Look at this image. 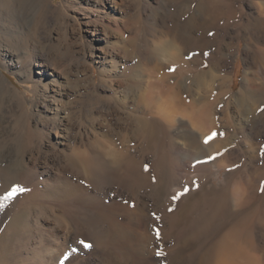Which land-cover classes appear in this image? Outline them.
<instances>
[{"label": "rangeland", "instance_id": "1", "mask_svg": "<svg viewBox=\"0 0 264 264\" xmlns=\"http://www.w3.org/2000/svg\"><path fill=\"white\" fill-rule=\"evenodd\" d=\"M11 2L0 0V74L14 97L0 99V264H200L231 228L264 264V0H15L13 15ZM162 43L178 48L161 54ZM135 78L158 93L150 103ZM246 78L256 102L241 115ZM178 81L207 128L188 126L196 156L169 186L163 168L181 158L167 135L184 121L170 127L145 107Z\"/></svg>", "mask_w": 264, "mask_h": 264}, {"label": "bare ground", "instance_id": "2", "mask_svg": "<svg viewBox=\"0 0 264 264\" xmlns=\"http://www.w3.org/2000/svg\"><path fill=\"white\" fill-rule=\"evenodd\" d=\"M256 1V0H255ZM27 3V2H26ZM264 3V2H263ZM4 4V3H3ZM11 6H9V7H11V9L10 10H8V11H10V13H12V15L16 12V6H15V0H12V2H11ZM23 4H25V2L23 3ZM259 4V3H258ZM261 4V3H260ZM264 5V4H263ZM28 6V5H27ZM26 6V7H27ZM26 7L24 6V9H26ZM30 7V6H29ZM259 7V6H258ZM18 8V7H17ZM29 9V8H28ZM261 9H264V8H261ZM18 10V9H17ZM15 11V12H14ZM20 11V10H19ZM47 11H48V6L46 5V4H44L43 2L40 4V7H39V14H44V16H45V14H47ZM260 13V12H259ZM19 15V14H18ZM29 16V15H28ZM32 16V15H31ZM40 17H41V15H39ZM138 16V15H137ZM136 16V17H137ZM135 17V18H136ZM260 18V17H259ZM30 19H31V17H30ZM33 19V18H32ZM134 20V19H133ZM138 20V19H137ZM136 20V21H137ZM1 22V21H0ZM32 23V22H31ZM124 24V23H123ZM46 28V27H45ZM119 28V27H118ZM117 29V28H116ZM30 31V30H29ZM118 31V30H117ZM126 31V30H125ZM37 32V31H36ZM97 32V31H96ZM115 32V31H114ZM97 34V33H96ZM25 35V34H24ZM38 36V35H37ZM46 37V36H45ZM44 38V37H43ZM47 40V39H46ZM48 41H49V39H48ZM128 42V41H127ZM165 43H167V42H165ZM252 43V42H251ZM163 44L164 43H162V46H157L158 47V53H166V55H167V53L169 54V52H171L172 50L173 51H175L174 49H171V51H169L170 49L168 48V47H170L171 48V45H173L172 43H171V45L169 44L168 45V47H166L167 46V44H166V46H163ZM54 45V44H53ZM165 45V44H164ZM176 45H174V47H175ZM178 46V45H177ZM257 46H258V44H257ZM53 47V46H52ZM174 47H172V48H174ZM248 47V46H247ZM258 47H261L260 46V44H259V46ZM55 48V47H54ZM166 48H168L169 50L167 51V49ZM182 49V48H181ZM254 49H256V48H254ZM50 50V49H49ZM58 50V49H57ZM156 50H157V48H156ZM29 51V50H28ZM48 51V50H47ZM56 51V50H55ZM164 51H167V52H164ZM172 51V53H174ZM180 51V50H179ZM259 53H260V51H259ZM31 54V53H30ZM124 54V53H123ZM160 54V55H161ZM45 55V54H44ZM50 55H51V53H50ZM171 55V54H170ZM165 56V55H164ZM46 57V56H45ZM44 57V58H45ZM126 57H128V56H126ZM181 57V56H180ZM232 58V57H231ZM55 59V58H54ZM225 59V58H224ZM60 60V59H59ZM35 65L36 66H43V65H45L44 64V62H47V61H44V60H35ZM60 62V61H59ZM183 62V61H182ZM185 62V61H184ZM218 62V61H217ZM79 63H80V61H79ZM186 63V62H185ZM81 64V63H80ZM178 64V63H177ZM77 65V64H76ZM183 66V64H180L179 66ZM55 66V65H54ZM178 66V67H179ZM181 66V67H182ZM195 66V65H194ZM183 67H185V64H184V66ZM196 67V66H195ZM135 68V67H134ZM203 68V66H201V68L200 69H202ZM77 69V68H76ZM90 70V69H89ZM214 70V69H213ZM25 71H26V73H27V76H29L30 75V72H31V70H30V68L28 67V66H26L25 67ZM65 71V70H64ZM186 71H187V69H186ZM215 71V70H214ZM180 72V71H179ZM190 72V71H189ZM72 74V73H71ZM78 74V73H77ZM83 74V73H82ZM76 75V74H75ZM86 75V74H85ZM181 75H183V74H181ZM249 75V74H248ZM193 76V75H192ZM190 77V76H189ZM205 77H206V74H205V70H200V71H196L195 73H194V76L192 77V78H194L193 80L195 81V83L194 82H192V83H194V84H198L199 82L201 83V81H203V80H205ZM126 78V77H125ZM138 78V77H137ZM222 78V77H221ZM86 79H88L89 81L88 82H90V78H87L86 77ZM86 79H85V81H86ZM109 79V78H108ZM182 79V78H181ZM181 79H179V80H181ZM225 79H227L226 77H223L222 78V80L224 81ZM91 80H93V77L91 78ZM81 81V80H80ZM123 81V80H122ZM192 81V80H191ZM87 82V83H88ZM100 82V81H99ZM132 84H131V86L133 87V89L132 90H134V88H136V89H138V94H139V97L140 98H142V99H144V101H148L149 102V98H150V100H151V98H155V95L156 94H158V93H156V91L155 90H151V87H150V89H149V87H146L145 88V86H147V84L145 83V81L143 82V80L141 81V80H137L136 78L135 79H132ZM204 82V81H203ZM249 82H250V79L249 78H246L245 79V83L243 84V86L241 87V89H240V91H239V94L237 95L238 97H236V99H235V104L237 105V107H238V110H239V112H240V114L241 115H249L250 114V112L252 111L251 110V107H249L248 106V102H249V100H250V102H251V100L252 101H255V91H254V89H252V87H251V85L249 84ZM91 83V82H90ZM124 83H125V81H124ZM150 83V82H149ZM199 83V84H200ZM76 84V83H75ZM194 84H192V85H194ZM223 84V83H222ZM94 85V84H93ZM92 85V86H93ZM150 85V84H149ZM187 85V84H186ZM191 85V84H190ZM190 85H188V86H190ZM221 85V84H220ZM4 80H3V78H2V76H1V74H0V99L2 100V98L3 97H13V95H9L8 93H6L5 91H4ZM82 86V85H81ZM86 86V85H85ZM188 86L186 87L185 86V84H184V81H178V83L176 84V87H175V91L173 92H170V93H166V95L165 96H161V97H159V98H157V105H156V107H155V109H153V110H150V108L149 107H145V111H146V114L148 115V116H151V117H154V118H156V119H158V120H161V121H163V122H165L168 126H170V127H172L175 123H178V121H177V119H178V117H180L181 119H183V121L184 122H182V121H180L179 120V123L181 124V128L180 129H182V130H180L179 128V130L178 129H176L177 130V133L176 134H171V133H169V135H167V137H168V139H174L173 141H172V150H174V154H176L177 156H179V158H181V159H179L178 160V158H177V160H178V163H177V161L175 162V163H173L172 164V168H171V170H170V168H168L167 166H164V168L163 169H165L164 171H163V173H162V176H160V177H162L163 178V181L165 180V182L166 181H170L169 182V186L170 185H174V184H176L177 183V181L179 180V178H181L182 176H183V174H182V172L184 171V167H185V165H186V162H188V161H190L191 159H193L194 160V158H195V152L192 150V148H191V145H189V144H191L190 142L191 141H193V139H194V135H192L188 130V126L190 127V128H192V129H194V130H196V131H198V129L199 130H202L203 128L206 130V128H207V126H206V123H205V118L206 117H202V114H200L201 116H199V117H196L195 115H196V113L198 112V110H197V104H196V101H195V99L193 98L192 100L191 99H188V97H189V95H191L190 94V87L188 88ZM93 88V87H92ZM222 88V87H221ZM7 89H8V91L9 92H12V91H10V88L9 87H7ZM78 89V88H77ZM97 89V88H96ZM231 89V88H230ZM81 90V89H80ZM123 91V90H122ZM135 91V90H134ZM85 92V91H84ZM156 93V94H155ZM188 93H189V95H188ZM224 93V92H223ZM122 94V93H121ZM125 94V93H124ZM219 94V93H218ZM216 95V98H221V96H222V93H220L219 95ZM228 94V93H227ZM221 95V96H220ZM117 96V95H116ZM125 96V95H124ZM136 96H138V95H136ZM44 97V96H43ZM111 97V96H110ZM109 97V98H110ZM114 97V96H113ZM118 97V96H117ZM127 97V96H126ZM226 97V96H225ZM14 98V97H13ZM227 98V97H226ZM111 99V98H110ZM224 99V98H223ZM56 100V99H55ZM81 100V99H80ZM130 100V99H129ZM112 101V100H111ZM16 102V101H15ZM54 102H56V101H54ZM115 102V101H114ZM256 102V101H255ZM43 103V102H42ZM91 103V102H90ZM147 102H145V105H147L146 104ZM150 103V102H149ZM84 104V103H83ZM116 104V103H115ZM82 105V104H81ZM131 105V104H130ZM227 105H229V104H227ZM227 105H225V109L224 110H222L224 113H228V107H227ZM45 107H47V106H45ZM89 109V108H88ZM120 109V108H119ZM137 111H139V110H137ZM211 111V109H209V111H208V113H209V117H210V115L212 116L213 114L210 112ZM87 112V111H86ZM56 113V112H55ZM76 113V112H75ZM145 113V112H144ZM200 112H198V114H199ZM203 113V112H202ZM40 114V113H39ZM84 114V113H83ZM86 115H88V114H86ZM90 115V114H89ZM93 115V114H92ZM97 116V115H96ZM207 116V115H206ZM55 117V116H54ZM58 117V116H57ZM102 117V116H101ZM107 119V118H106ZM152 119V118H151ZM155 120V119H154ZM91 121V120H90ZM104 122V121H103ZM108 122V121H107ZM52 123V122H51ZM105 123V122H104ZM135 123H136V121H135ZM254 124V123H253ZM259 124V123H258ZM106 125V124H105ZM137 125V124H136ZM257 125V124H256ZM90 126H91V124H90ZM186 126V129H183L184 127ZM107 127V126H106ZM140 127V126H139ZM255 128V127H254ZM90 129V128H89ZM95 129V128H94ZM115 129V128H114ZM92 130V129H91ZM102 130V129H101ZM142 130V129H141ZM98 132V131H97ZM199 132V131H198ZM206 132V131H205ZM243 132H244V130H243ZM89 135V134H88ZM202 135H204V134H202ZM201 135V137H204V136H202ZM95 136V135H94ZM98 136V135H97ZM209 137V136H208ZM15 138V137H14ZM176 139V140H175ZM198 139V138H197ZM100 141V140H99ZM175 141V142H174ZM103 142V141H102ZM246 142V141H245ZM204 143H205V140H204ZM160 144V143H159ZM98 145H100V144H98ZM103 146V145H102ZM171 146V145H170ZM101 147V146H100ZM110 147V146H109ZM165 147V146H164ZM200 147H201V145H200ZM38 148V147H37ZM195 148V147H194ZM206 148V147H205ZM202 149V148H201ZM204 149V148H203ZM198 151V150H197ZM92 154V153H91ZM100 154V153H99ZM98 154V155H99ZM123 154V153H122ZM124 155V154H123ZM198 155H200V154H198ZM72 156V155H71ZM126 156V155H125ZM96 157V156H95ZM100 157V156H99ZM99 157H97L98 159L96 160V161H101L100 159H99ZM123 157V156H122ZM130 157V156H129ZM132 157V156H131ZM174 157V156H173ZM105 158V157H104ZM92 159V158H91ZM103 159V158H102ZM129 159V158H128ZM36 160V159H35ZM58 160V159H57ZM88 160H89V158H88ZM110 160V159H109ZM123 160V159H122ZM167 160V159H166ZM169 160V159H168ZM181 160V161H180ZM98 161V162H99ZM106 161H107V159H106ZM112 161V160H111ZM130 161V160H129ZM164 161H165V159H164ZM171 161V160H170ZM86 162V161H85ZM98 162H96V163H98ZM124 162V161H123ZM172 162V161H171ZM174 162V161H173ZM100 163V162H99ZM106 164H107V162H105ZM120 163V162H119ZM177 163V164H176ZM77 164V163H76ZM82 164V163H81ZM103 164V163H102ZM112 164V163H111ZM121 164V163H120ZM126 164V163H125ZM135 164V163H134ZM99 165H101V164H99ZM105 165V164H104ZM109 165V164H108ZM130 165H131V163H130ZM163 165H165V164H163ZM46 166V165H45ZM98 166V165H97ZM102 166V165H101ZM112 166V165H111ZM218 166H220V165H218ZM127 167V166H126ZM135 167V166H134ZM141 167V166H140ZM167 169H166V168ZM206 167V166H205ZM97 168H99V166L97 167ZM106 168V167H105ZM104 168V169H105ZM118 168V167H117ZM127 168H129V166L127 167ZM126 168V169H127ZM203 168V167H202ZM119 169V168H118ZM187 169V168H186ZM106 171H107V169H105ZM115 170H117V169H115ZM130 171H131V169H129ZM205 170V169H204ZM34 171V170H33ZM87 171V170H86ZM99 171H100V169H99ZM104 171V170H103ZM127 171V170H126ZM125 171V172H126ZM206 171H207V169H206ZM91 172V171H90ZM124 172V173H125ZM129 172V171H128ZM133 172H134V170H133ZM142 172V171H141ZM186 172V171H185ZM202 172V171H201ZM96 173V172H95ZM103 173V172H102ZM114 173V172H113ZM112 173V174H113ZM98 174V173H97ZM105 174V173H104ZM107 174V173H106ZM105 174V175H106ZM132 174V173H131ZM161 174V173H160ZM251 174V173H250ZM96 175V174H95ZM115 175H117V173L115 174ZM126 175H127V173H126ZM144 175V174H143ZM185 175H186V173H185ZM98 176V175H97ZM128 176H129V173H128ZM132 176V175H131ZM93 177H95V176H93ZM100 177V176H99ZM115 177V176H114ZM117 177V176H116ZM143 177V176H142ZM172 177V178H171ZM125 178V177H124ZM131 178H133V177H131ZM130 178V179H131ZM138 178V177H137ZM144 178V177H143ZM134 179V178H133ZM132 179V180H133ZM136 179V178H135ZM146 179V178H145ZM182 179V178H181ZM121 180V179H120ZM127 180H129V179H127ZM137 180V179H136ZM139 180V179H138ZM148 180V179H147ZM159 180V179H158ZM135 181V180H134ZM144 181V180H143ZM181 181V180H180ZM244 181V180H243ZM95 182H97V181H95ZM94 182V183H95ZM129 182V181H128ZM237 182V181H236ZM239 182V181H238ZM245 182V181H244ZM98 183V182H97ZM96 183V184H97ZM107 183V182H106ZM130 183H131V181H130ZM160 183H162V182H160ZM240 183H242V181L240 182ZM239 183V184H240ZM238 184V185H239ZM243 184V183H242ZM245 184V183H244ZM131 185V184H130ZM236 186L233 188V194H232V202H234V205L235 206H237V203L238 202H236V201H238L239 200V198L241 197L240 196V192H241V187L240 186H238L237 184H235ZM160 186V185H159ZM178 186H179V183H178ZM244 186V185H243ZM55 187H56V185H55ZM54 187V188H55ZM163 187H168L167 186V184L165 183V184H163ZM175 187V186H174ZM221 187V186H220ZM50 188V187H49ZM54 188L52 189V192H53V190H54ZM130 188H132V187H130ZM161 188V187H160ZM177 188V187H176ZM56 189L58 190V188L56 187ZM56 189H55V192H56ZM63 189V188H62ZM133 189V188H132ZM244 190L246 189V184H245V188H243ZM68 190H70L69 188H68ZM213 190H215V189H213ZM44 191V190H43ZM49 191V190H48ZM63 191V190H62ZM74 191V190H73ZM80 191V190H79ZM170 191V190H169ZM169 191H168V193H169ZM210 191V190H209ZM51 192V193H52ZM58 192V191H57ZM60 192V191H59ZM64 192V191H63ZM63 192H61V194H63V196H64V193ZM171 192V191H170ZM211 192V191H210ZM66 193H68V192H66ZM48 194H50V193H48ZM48 194H45L46 196L48 195ZM53 194V193H52ZM56 194V193H55ZM54 194V196H57V194L55 195ZM74 194V193H73ZM202 194H203V192H202ZM209 194V193H208ZM214 194V193H213ZM43 195V194H42ZM60 195V194H59ZM68 194H66V196H67ZM72 195V194H71ZM168 195V194H167ZM241 195H243V194H241ZM49 196V195H48ZM52 195H50V197H51ZM63 196H61L60 195V197H62L63 198ZM65 196V197H66ZM69 197H70V195H68ZM68 196H67V198H68ZM74 196V195H73ZM73 196H71V197H73ZM76 196V195H75ZM74 196V197H75ZM210 196V195H209ZM216 196V195H215ZM40 197V196H39ZM45 197V196H44ZM60 197H58V198H60ZM73 197V198H74ZM161 197H162V195H161ZM213 197V196H212ZM46 198V197H45ZM48 198V200H50L51 201V199L53 198V199H55L54 197H52V198H50L49 199V197H47ZM166 198V197H165ZM165 198H164V200H165ZM44 199V198H43ZM61 199V198H60ZM59 199V200H60ZM64 200H65V198H63ZM62 199V200H63ZM69 199V198H68ZM211 199V198H210ZM223 199V198H222ZM55 200H57V197H56V199ZM54 200V201H55ZM58 200V201H59ZM212 200V199H211ZM49 201V202H50ZM53 201V202H54ZM88 201H90V200H88ZM216 201V200H215ZM219 201V200H218ZM43 202H48L47 200H45V201H43ZM48 202V203H49ZM52 202V201H51ZM50 202V203H51ZM61 202V201H60ZM71 202V201H70ZM74 202V201H73ZM230 202V201H229ZM59 203V202H58ZM212 203V202H211ZM217 204V203H216ZM62 206H63V204H61ZM212 205V204H211ZM214 205V204H213ZM48 206H50V205H48ZM54 206V205H53ZM57 206V205H56ZM47 207V206H46ZM43 208H45V207H43ZM62 208V207H61ZM39 209H40V207H39ZM42 209V208H41ZM111 209V208H110ZM139 209V208H138ZM211 209V208H210ZM43 210V209H42ZM42 210H41V212H42ZM115 210V209H114ZM138 211V210H137ZM232 211V210H231ZM255 211V210H254ZM40 212V211H39ZM38 212V213H39ZM44 212V211H43ZM47 212V211H46ZM120 212H121V210H120ZM212 212V211H211ZM233 212V211H232ZM51 213V212H50ZM56 213V212H55ZM140 213V212H139ZM215 213V212H214ZM255 213V212H254ZM107 214V213H106ZM127 214V213H126ZM137 214V213H136ZM135 214V215H136ZM141 214V213H140ZM233 214V213H232ZM116 215V214H115ZM129 215V214H128ZM41 216V215H40ZM56 215L54 214V217H55ZM58 216V215H57ZM138 216V215H137ZM137 216H136V218H137ZM141 216V215H140ZM214 216V215H213ZM53 217V216H52ZM103 217V216H102ZM207 217V216H206ZM230 217H231V215H230ZM61 218H62V216H61ZM56 219V218H55ZM57 219H58V217H57ZM212 219V218H211ZM115 220V219H114ZM55 221V220H54ZM57 221V220H56ZM60 221V220H59ZM58 221V222H59ZM215 221V220H214ZM218 221V220H217ZM61 222V221H60ZM62 223V222H61ZM111 223V222H110ZM126 223V222H125ZM125 223H124V225H125ZM141 223V222H140ZM209 223V222H208ZM211 223H212V221H211ZM229 223V222H228ZM58 224V223H57ZM210 224V223H209ZM226 224V223H225ZM224 224V225H225ZM237 224L239 225L240 223H238L237 222ZM122 225H123V222H122ZM133 225V224H132ZM134 225H135V223H134ZM142 225V224H141ZM233 225H236V224H234L233 223ZM232 225V227H234ZM242 225V224H241ZM25 226H26V224H25ZM56 226V225H55ZM59 226V225H58ZM116 226V225H115ZM114 226V227H115ZM128 226V225H127ZM203 227H202V230H204L205 229V227H204V225H202ZM213 226V225H212ZM117 227V226H116ZM125 227V226H124ZM137 227V226H136ZM141 227V226H140ZM240 228L241 226H237V228ZM27 228V227H26ZM112 228H113V226H112ZM118 228V227H117ZM116 228V229H117ZM133 228V227H132ZM139 228V227H138ZM115 229V228H114ZM125 229H127L126 227H125ZM129 229V228H128ZM141 229V228H140ZM143 229V228H142ZM38 230H40V229H38ZM112 230V229H111ZM121 230H122V228H121ZM120 230V231H121ZM193 230V229H192ZM232 230V228L226 233V234H222V236L212 245V247H210V248H208L207 249V251L203 254L204 255V259L201 261V263L200 264H256V261H255V259L257 258L255 255H253L252 253H250L249 251L247 252L246 251V253L247 254H244L245 252H243V249H244V247L242 248V244H244L245 242H247V243H250L249 241L250 240H252V239H250V237H246V240L243 238V237H241V236H239V233L238 234H236V233H234V234H232L233 232L231 231ZM240 230H243V229H241L240 228ZM42 231V230H41ZM115 231V230H114ZM113 231V232H114ZM133 231V230H132ZM226 231V230H225ZM233 231H234V229H233ZM28 232V231H27ZM124 232V231H123ZM128 232H129V230H128ZM174 232V231H173ZM241 232V231H240ZM251 232V231H250ZM133 233V232H132ZM194 233V232H193ZM202 233V232H201ZM144 234V233H143ZM147 235H148V233H146ZM240 234H243V233H240ZM115 235V234H114ZM193 235V234H192ZM191 235V236H192ZM204 235H206V234H204ZM250 235V234H249ZM252 235V234H251ZM116 236V235H115ZM114 236V237H115ZM137 235H135L134 237H136ZM149 236V235H148ZM194 236V235H193ZM50 237V236H49ZM117 238H118V236H116ZM144 237V236H143ZM255 237V236H254ZM48 238V237H47ZM140 238V237H139ZM146 238V237H145ZM177 238V237H176ZM257 238V237H256ZM11 239V238H10ZM178 239V238H177ZM196 239V238H195ZM207 239V238H206ZM8 241V240H7ZM41 241V240H40ZM40 241H39V243H40ZM202 241V240H201ZM200 241V242H201ZM138 242H140V241H138ZM255 242V241H254ZM141 243H144V241H142ZM252 243V242H251ZM6 244V243H5ZM202 244V243H201ZM142 245V244H141ZM255 245V244H254ZM253 245V246H254ZM6 246V245H5ZM15 246V245H14ZM59 246V245H58ZM109 246V245H108ZM37 247V246H36ZM60 247V246H59ZM71 247V246H70ZM198 247V246H197ZM196 247V248H197ZM202 247V246H201ZM255 247V246H254ZM203 248V247H202ZM6 249V248H5ZM58 249V248H57ZM134 249V248H133ZM198 250H199V247L197 248ZM254 249V248H253ZM17 250V249H16ZM55 250V249H54ZM256 250V249H255ZM36 251V250H35ZM49 251V250H48ZM130 251V250H129ZM57 252V251H56ZM95 252V251H94ZM18 253V252H17ZM52 253V252H51ZM129 253V252H128ZM49 254V253H48ZM95 254V253H94ZM194 253H192V255H193ZM57 255V254H56ZM55 255V256H56ZM52 256V255H51ZM96 256V255H95ZM39 257V256H38ZM93 257V256H92ZM97 257V256H96ZM202 257V256H201ZM259 257V256H258ZM91 258V257H90ZM162 259V258H161ZM200 259V258H199ZM43 260V259H42ZM90 261V260H89ZM22 262V261H21ZM43 262V261H42ZM93 263V262H92ZM38 264V263H37ZM39 264H41V263H39ZM96 264H100V263H96ZM154 264V263H153ZM198 264V263H197Z\"/></svg>", "mask_w": 264, "mask_h": 264}, {"label": "snow or ice", "instance_id": "3", "mask_svg": "<svg viewBox=\"0 0 264 264\" xmlns=\"http://www.w3.org/2000/svg\"><path fill=\"white\" fill-rule=\"evenodd\" d=\"M211 138H212L211 136H209L208 138H206L205 143H207L208 140H210ZM209 159H214V157H209ZM20 190H22V189H19V188H13L12 191L9 192V193L7 194V197H5V198L11 197L12 195L15 194L16 191H20ZM85 246H88V245H85Z\"/></svg>", "mask_w": 264, "mask_h": 264}]
</instances>
